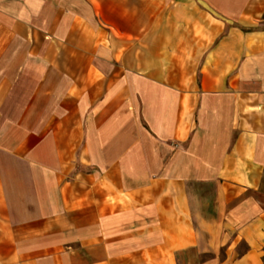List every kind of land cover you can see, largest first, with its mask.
I'll return each instance as SVG.
<instances>
[{"label":"crops","instance_id":"0c3cea01","mask_svg":"<svg viewBox=\"0 0 264 264\" xmlns=\"http://www.w3.org/2000/svg\"><path fill=\"white\" fill-rule=\"evenodd\" d=\"M0 264H264V0H0Z\"/></svg>","mask_w":264,"mask_h":264}]
</instances>
